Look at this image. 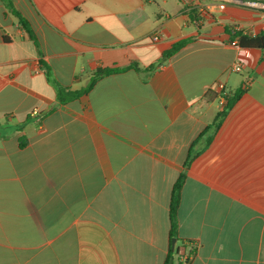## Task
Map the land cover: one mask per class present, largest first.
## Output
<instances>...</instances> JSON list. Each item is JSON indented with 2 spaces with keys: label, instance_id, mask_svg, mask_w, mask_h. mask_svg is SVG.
Listing matches in <instances>:
<instances>
[{
  "label": "crops",
  "instance_id": "obj_1",
  "mask_svg": "<svg viewBox=\"0 0 264 264\" xmlns=\"http://www.w3.org/2000/svg\"><path fill=\"white\" fill-rule=\"evenodd\" d=\"M11 1L34 39L0 0V264H164L182 173L188 264H264V50L238 45L264 32V12L247 0ZM41 62L67 97L118 71L61 103Z\"/></svg>",
  "mask_w": 264,
  "mask_h": 264
},
{
  "label": "trees",
  "instance_id": "obj_2",
  "mask_svg": "<svg viewBox=\"0 0 264 264\" xmlns=\"http://www.w3.org/2000/svg\"><path fill=\"white\" fill-rule=\"evenodd\" d=\"M1 1L5 5L6 9L9 11V13H11L14 17H16L19 20V22L23 26V28L34 39V34L31 32V30L27 26V22L24 20V18L15 9L13 2L11 0H1ZM247 1H249V0H247ZM192 13H193V15L196 16V14L194 12H192ZM188 42L189 41L186 40V41L178 42L175 45H173V47L169 51L164 53L162 59L158 62L157 65L165 62L167 59H169L171 56H173L175 53H177L180 49H182ZM238 45L244 49L256 48V49L264 50V32L259 34V35H256V36H250L247 34H244V35L239 34L238 35ZM41 65L43 67V71L46 74V76L49 78V80L51 82H53L55 84V86L57 88V92H58V98H59V101L61 103H65L67 101L76 99V98L80 97L82 94L88 93L90 91V89L92 88V86L94 85V82L97 78H99L100 76L108 75L112 72L118 71L117 69H113V68H105V69L97 70L93 76L94 78H93L91 84L86 89L81 90V91H76V92H74V94L72 96L67 97V94H66L67 90H64L63 88H61L53 80V75H52V72H51V69L49 68V66L47 64H45L44 62H41ZM153 69H155V66H152L149 69V71H152ZM242 92H243V90H240L238 94L236 93V97L232 101H228V104L225 106V108H223V110L217 114L213 123L211 125H209L208 127H206L201 132V134L199 135L197 140L193 143V145L189 149V155H188L187 162L185 164V168H188V166L190 165L192 160L199 154V152L194 150L195 145L203 139L204 135L209 134V137H208L209 142L213 139L214 134L218 131V129L222 125L225 117L227 116L229 110L232 108L233 104L235 103V101L237 100V98L240 96V94ZM184 180H185V173H182L180 175L178 181L174 185L173 191H172V200H171L172 233L171 234H172V239L175 238L178 243L174 246L173 245L170 246L169 253H168V256H167L164 264H175V258L176 257L179 259V264H188L189 256L192 255V253L194 254V250H192V252H190V254H188L187 258H185L184 255L180 254V248L184 247L185 250H187L188 245L184 244L183 241H181L177 238V232H176L177 222H178V208H179V205L181 202V191H182Z\"/></svg>",
  "mask_w": 264,
  "mask_h": 264
},
{
  "label": "built area",
  "instance_id": "obj_3",
  "mask_svg": "<svg viewBox=\"0 0 264 264\" xmlns=\"http://www.w3.org/2000/svg\"><path fill=\"white\" fill-rule=\"evenodd\" d=\"M184 4L187 6L188 9L193 8L196 6L197 3H195V0H183ZM243 5H246L250 8L258 9L264 12V0H249L242 3ZM236 71H240V66L235 67ZM37 112H34L36 114ZM180 254L184 255L186 258V250L184 247L180 248Z\"/></svg>",
  "mask_w": 264,
  "mask_h": 264
},
{
  "label": "rangeland",
  "instance_id": "obj_4",
  "mask_svg": "<svg viewBox=\"0 0 264 264\" xmlns=\"http://www.w3.org/2000/svg\"><path fill=\"white\" fill-rule=\"evenodd\" d=\"M175 264H179V259L177 257L175 258Z\"/></svg>",
  "mask_w": 264,
  "mask_h": 264
},
{
  "label": "water",
  "instance_id": "obj_5",
  "mask_svg": "<svg viewBox=\"0 0 264 264\" xmlns=\"http://www.w3.org/2000/svg\"><path fill=\"white\" fill-rule=\"evenodd\" d=\"M173 246L176 244V239L172 240Z\"/></svg>",
  "mask_w": 264,
  "mask_h": 264
}]
</instances>
